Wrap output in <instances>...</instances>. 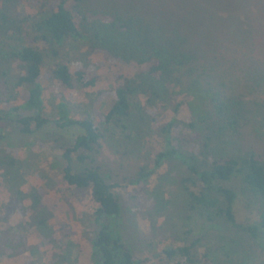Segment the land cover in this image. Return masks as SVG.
I'll list each match as a JSON object with an SVG mask.
<instances>
[{
  "label": "rangeland",
  "instance_id": "1",
  "mask_svg": "<svg viewBox=\"0 0 264 264\" xmlns=\"http://www.w3.org/2000/svg\"><path fill=\"white\" fill-rule=\"evenodd\" d=\"M44 1L12 0L9 3L0 0V9L5 5L3 9L7 11L8 21L21 22L24 28L36 15V3ZM78 9L89 23L95 20L111 23L115 17L120 18L100 34L104 41L101 43L108 47L125 48L127 45L133 48L140 43L137 34L142 32L143 35L149 34V41L158 45L170 42L195 49L199 58L198 65L193 66L196 71L191 73L189 66L183 67L177 74L181 85L167 86L173 95L172 104H180L179 117L190 119L192 114L207 115L213 110V99L235 102L242 111L246 109L245 114L229 127L225 136H217L215 147L218 153L235 157L254 154L264 164V0H84ZM125 22L128 29L120 27ZM0 25H4L1 16ZM125 30H130L135 36L121 37ZM89 35L93 37L91 33ZM29 40L26 37L27 45ZM39 47L46 48L42 43ZM89 47L87 42H83L75 50L68 40L64 51H60L57 57H46L42 67L45 113L49 115L54 109L50 97L55 81L49 71L57 62L67 63L72 72L78 66L88 64L101 76V81L94 87H75L65 92V100L72 109L71 119L82 120L90 116L105 134L98 150L89 154L91 159L82 164L74 161L73 168L81 171L99 166L110 175L107 183L119 184L112 192L122 205L119 228L132 251L145 260V264H264V231L253 239L233 229L223 218L208 220L201 209L191 212L189 218H174L170 223L163 217L159 218L152 228L153 219L147 215V199L141 190L136 192V187L128 186V180L152 158L160 121L151 118L143 106L147 96L139 94L132 100L131 115L126 121L128 129L124 135L112 127H107L109 131L105 132L106 126L100 123V115L106 114L114 103L110 92L118 84L114 76L122 75L140 85L144 81L138 77L144 67L126 56L112 59L101 49L85 55ZM6 97V85L0 81V109L7 106ZM22 102L20 97L11 104L19 106ZM153 106L160 117L159 98L154 99ZM172 114V108H169L162 117L169 118ZM6 124L1 145L16 147L21 158H25L28 147L39 153L38 165L54 183L53 188H48L47 181L35 173L27 177L28 182L23 189L26 191L29 186L45 188L43 201L53 213L50 223L55 230L65 226L71 231L69 240L73 248L67 262L63 261L66 258L64 253L49 245L40 251L37 249L35 254L26 252L10 259L0 258V264H91L92 249L83 231L84 220L91 216L96 204L89 189L71 187L59 180L63 165L61 156L83 133L82 129L79 126H59L51 121L26 135L20 132L15 122L6 121ZM110 133L125 139L109 141ZM155 183L153 178L149 186ZM226 185L239 195L236 205L238 220L256 222L261 210L259 203L247 196L239 179ZM8 201V192L0 188V205ZM29 204V200L25 201V205ZM20 220L21 216L15 214L5 225H14ZM27 242L29 246L37 245L38 238L30 232ZM192 243H195L191 250L194 263L184 262L179 255L169 259L164 252ZM205 255L209 258L207 263L202 262Z\"/></svg>",
  "mask_w": 264,
  "mask_h": 264
},
{
  "label": "trees",
  "instance_id": "2",
  "mask_svg": "<svg viewBox=\"0 0 264 264\" xmlns=\"http://www.w3.org/2000/svg\"><path fill=\"white\" fill-rule=\"evenodd\" d=\"M11 1L6 0L9 3ZM45 1L36 3V15L24 28L21 22L16 24L8 21L7 11L3 9L5 5L0 9V16L7 26L5 29L4 25H0V81L7 89V106L0 109V188L9 194V201L0 205V258L10 259L26 252L35 254L37 249L40 251L49 245L66 255L63 261H69L68 256H71L73 244L69 237L72 233L65 226L58 230L53 228L50 223L53 213L43 201L45 188L29 186L26 191L23 189L28 182L27 177L35 173L47 181L48 188H53L54 183L38 165L39 153H34L28 147L25 158H21L16 147L1 145V140L5 139L6 121L18 124L20 132L26 135L52 121L63 127L79 126L83 131L61 156L63 165L59 180L71 187L89 189L96 204L91 216L84 220L83 231L92 249L91 264L146 262L132 251L119 228L122 205L112 192L119 184L107 183L110 175L99 166L81 171L73 168L74 161L82 164L91 159L89 154L98 150L105 134L90 116L82 120L71 119L72 109L65 100V92L75 87H94L101 81V76L88 64L78 66L72 72L67 63L57 62L49 71L55 81L50 97L54 109L49 115L45 113L42 67L47 56L55 58L60 51H64L68 40L75 50L87 42L90 47L85 55L101 49L112 59L126 56L144 67L138 77L144 81L140 85L122 75L114 76L118 80V84L110 91L114 103L106 114L100 115V123L106 126L105 132L112 127L124 135L128 129L126 121L131 115L132 100L139 94L147 96L143 106L151 118L160 121L152 158L128 180V186L136 187V192L141 190L142 196L147 199V215L153 219L152 228H155L159 218L163 217L170 223L174 218H189L191 212L201 209L208 220L223 218L236 231L256 239L260 231H264V164L254 154L235 157L218 153L215 147L217 136H225V132L236 124L246 109L242 111L235 102L218 98L213 99V110L207 115L192 114L190 119H182L179 117L180 104H172L173 95L167 86L181 85L177 74L183 67L189 66L191 73L196 71L193 67L198 65L199 60L196 50L170 42L158 45L149 41V34L143 35L142 32L137 34L140 40L137 46L111 48L101 43L104 41L100 34L106 27L120 21L119 17H115L111 23L100 20L89 23L78 9L84 0ZM7 10L9 12V7ZM120 27L127 28V22ZM131 33L125 30L121 32V37L132 38L135 35ZM26 37L30 38L28 45ZM41 43L46 46L45 49L39 47ZM20 97L23 101L21 105L11 104V101ZM158 98L160 117L153 106L154 99ZM169 108H172L173 114L169 118L162 117ZM26 110H36L37 113L22 115L21 111ZM108 138L116 142L125 139L124 136L117 138L113 133ZM153 178L156 183L150 187ZM235 179L241 181L247 196L261 207L256 222L245 223L237 218L239 195L226 185ZM27 200L30 201L28 206L25 205ZM15 214H19L21 220L14 225H5ZM30 232L37 236V245H28L27 235ZM194 246L195 243H192L164 252L169 259L179 255L184 258V262L194 263L191 258ZM202 262H209L208 256L205 255Z\"/></svg>",
  "mask_w": 264,
  "mask_h": 264
},
{
  "label": "water",
  "instance_id": "3",
  "mask_svg": "<svg viewBox=\"0 0 264 264\" xmlns=\"http://www.w3.org/2000/svg\"><path fill=\"white\" fill-rule=\"evenodd\" d=\"M37 111L36 110H26V111H21V114L24 115V116H31V115H34L36 114Z\"/></svg>",
  "mask_w": 264,
  "mask_h": 264
}]
</instances>
